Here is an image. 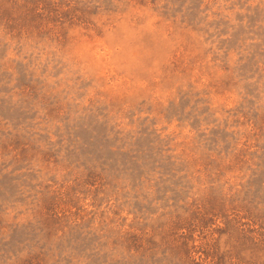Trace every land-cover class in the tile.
Masks as SVG:
<instances>
[{
  "label": "rangeland",
  "instance_id": "rangeland-1",
  "mask_svg": "<svg viewBox=\"0 0 264 264\" xmlns=\"http://www.w3.org/2000/svg\"><path fill=\"white\" fill-rule=\"evenodd\" d=\"M0 264H264V0H0Z\"/></svg>",
  "mask_w": 264,
  "mask_h": 264
}]
</instances>
